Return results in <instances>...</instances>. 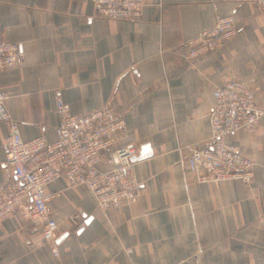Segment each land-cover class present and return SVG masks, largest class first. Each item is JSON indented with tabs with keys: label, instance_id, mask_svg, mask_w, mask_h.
<instances>
[{
	"label": "crops",
	"instance_id": "0c3cea01",
	"mask_svg": "<svg viewBox=\"0 0 264 264\" xmlns=\"http://www.w3.org/2000/svg\"><path fill=\"white\" fill-rule=\"evenodd\" d=\"M135 20L105 19L90 0H0V37L20 43L24 61L0 70V91L23 139H55V90L70 112L110 106L126 120L118 143H148L135 161L138 196L101 209L85 186L48 185L55 246L14 215L0 227V264H264V116L236 148L254 161L250 181H201L188 145L207 141L213 89L240 78L264 110V12L247 0H143ZM236 33L193 59L184 44L215 16ZM7 124L0 121V182ZM103 168L109 163L104 161ZM87 220V222H85Z\"/></svg>",
	"mask_w": 264,
	"mask_h": 264
},
{
	"label": "built area",
	"instance_id": "2783aa9c",
	"mask_svg": "<svg viewBox=\"0 0 264 264\" xmlns=\"http://www.w3.org/2000/svg\"><path fill=\"white\" fill-rule=\"evenodd\" d=\"M96 14L105 19L135 20L144 6L143 0H90ZM264 12V0H247ZM236 33L232 14L215 16L211 27L185 41V58L193 59L216 49ZM24 55L20 43L0 37V70L22 65ZM208 113L210 134L207 141L188 145L192 166L201 181L219 182L226 179L250 181L254 161L230 142L242 130L253 134L264 116L256 103L251 87L240 78H227L217 85ZM58 123L55 139L43 135L23 139L19 122L6 107L8 95L0 91V121L7 124L5 164L12 177L0 182V227L14 215L31 221L40 230L42 239L52 245L59 223L52 215L50 200L58 191L48 185L63 179L65 187L85 186L101 209L119 210L133 203L138 196V181L132 157L139 151L132 142L118 143L126 130V120L110 106H101L84 114L70 112L61 90L53 93ZM109 163L103 168L102 163Z\"/></svg>",
	"mask_w": 264,
	"mask_h": 264
},
{
	"label": "water",
	"instance_id": "95a60500",
	"mask_svg": "<svg viewBox=\"0 0 264 264\" xmlns=\"http://www.w3.org/2000/svg\"><path fill=\"white\" fill-rule=\"evenodd\" d=\"M151 153H152V150L150 149L148 143H144L140 146V150L138 151V153L134 155L131 159L132 161L135 162L137 160L150 156ZM85 222H87V220ZM66 234L67 233H59V236L57 237L55 242L56 243L60 242L66 236Z\"/></svg>",
	"mask_w": 264,
	"mask_h": 264
}]
</instances>
